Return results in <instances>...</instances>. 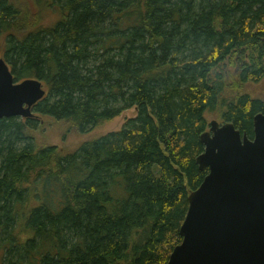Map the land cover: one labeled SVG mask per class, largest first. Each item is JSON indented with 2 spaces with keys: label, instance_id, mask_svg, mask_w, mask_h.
<instances>
[{
  "label": "trees",
  "instance_id": "1",
  "mask_svg": "<svg viewBox=\"0 0 264 264\" xmlns=\"http://www.w3.org/2000/svg\"><path fill=\"white\" fill-rule=\"evenodd\" d=\"M0 59L47 91L0 121V264H168L207 115L249 139L264 115L242 91L264 79V0H0Z\"/></svg>",
  "mask_w": 264,
  "mask_h": 264
},
{
  "label": "water",
  "instance_id": "2",
  "mask_svg": "<svg viewBox=\"0 0 264 264\" xmlns=\"http://www.w3.org/2000/svg\"><path fill=\"white\" fill-rule=\"evenodd\" d=\"M38 80L15 81L0 59V121L32 119L46 97ZM197 159L208 170L189 208L168 264H264V115L254 118L249 139L231 123L213 121Z\"/></svg>",
  "mask_w": 264,
  "mask_h": 264
},
{
  "label": "rangeland",
  "instance_id": "3",
  "mask_svg": "<svg viewBox=\"0 0 264 264\" xmlns=\"http://www.w3.org/2000/svg\"><path fill=\"white\" fill-rule=\"evenodd\" d=\"M242 91L243 94H247L252 99L261 100L264 102V79L261 82L246 85L245 88H242ZM134 115V111H130L123 114L121 117L117 118L113 122L105 124L101 129L94 132L93 136H102L121 131L127 120L132 119ZM207 120L209 124L213 121H217L218 123L223 125L220 117L216 114H208ZM43 126V131L37 134L38 141L41 144H51L60 146L64 127L56 125V123L52 121H45L43 123Z\"/></svg>",
  "mask_w": 264,
  "mask_h": 264
}]
</instances>
